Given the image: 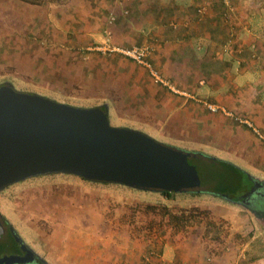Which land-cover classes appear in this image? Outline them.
Wrapping results in <instances>:
<instances>
[{"label":"crops","instance_id":"1","mask_svg":"<svg viewBox=\"0 0 264 264\" xmlns=\"http://www.w3.org/2000/svg\"><path fill=\"white\" fill-rule=\"evenodd\" d=\"M69 1L65 25L56 30L65 31L62 47L71 54L69 61L83 55L86 73L97 72L98 105L113 111L125 128H138L154 140L159 136L162 144L197 154L218 168L224 165L228 174H240L231 158L242 160L246 170L232 188L223 183L233 195L214 186L171 191L169 197L142 189L160 196H139L146 207L132 208L130 218L122 207L108 212L102 196H69L73 205L65 209L67 217L53 219L62 226L47 236L57 242L48 252L59 255L48 263L155 264L161 256L170 264H264V139L245 123L264 134V0H231L229 7L221 0ZM106 38L123 46L147 44L151 62L178 91L122 55L90 48ZM203 98L220 110H204ZM198 193L218 197H207L212 222L177 226L170 212L160 222L149 208L169 206L171 197L205 198ZM39 194L25 192L24 197ZM57 206L50 210L54 215H59Z\"/></svg>","mask_w":264,"mask_h":264},{"label":"rangeland","instance_id":"2","mask_svg":"<svg viewBox=\"0 0 264 264\" xmlns=\"http://www.w3.org/2000/svg\"><path fill=\"white\" fill-rule=\"evenodd\" d=\"M69 2V0H0V85L8 84L17 91L35 93L72 106L101 107L98 105L99 100L95 98L102 91L99 86L97 87V72L90 70L86 73L85 66L81 63L83 55L74 54L73 59L69 61L71 54L66 53L65 48L62 47V43H65V31L56 30L60 28L56 26L65 25L67 10L71 8ZM80 3L82 4L81 1ZM58 11L60 15L57 21L55 14ZM152 65L164 80L174 83L153 62ZM203 100L210 102L206 98ZM107 111L110 125L125 126L120 123L113 111ZM126 127L130 128V126ZM258 131L264 136L261 130ZM149 135L151 137V134ZM156 137V141L162 139ZM178 146L173 145V147ZM205 162L209 161H204L198 167V171L201 169L199 172L201 179L205 176L211 178L215 173L218 177L221 172L229 175L224 184L231 185L232 188L238 182L239 176L242 177L240 174L245 175V164L240 159H228L240 174L235 172L228 174L230 169L224 165H221L223 168H218L214 164L215 169V166L204 164ZM202 165H206V168H202ZM247 172L250 174L249 170ZM213 185L217 192L234 194L232 189L230 190V187L223 183L214 181ZM201 186V190L212 189L210 184ZM76 191L80 192L76 193ZM25 192H40V194L30 197L28 195L25 198ZM87 193L102 196L101 204L108 208V212L115 213L114 209L124 208V214H127L128 218L132 208L146 206L142 197L149 199L160 196L152 191L132 188L120 183L90 182L65 173L37 175L7 184L0 188V213L6 219L5 221L1 218L6 231L1 244L3 252H0V264H46L45 260L49 264L48 262L53 261L59 255L48 250L57 242L47 236L62 226H56L54 220L63 221L67 217L64 214L65 209L73 205L69 196L73 197L75 194L82 196ZM196 196L205 198H195L198 205H191L196 202L193 197L176 199L171 197L168 207L162 203L156 205L158 213L166 210L165 213L170 212L171 216H179V220L172 218L177 226L187 225L193 221L212 222L211 210L207 207L211 205L212 200L207 197H218L215 194L211 196L210 193H198ZM55 203L58 205L59 215H54L50 211H56ZM134 204L137 205L133 206ZM193 207H198L195 212L197 215L181 220L182 211L191 210ZM187 212L185 211L184 214L187 215ZM220 226L223 227V222H220ZM41 260L45 263L40 262Z\"/></svg>","mask_w":264,"mask_h":264},{"label":"water","instance_id":"3","mask_svg":"<svg viewBox=\"0 0 264 264\" xmlns=\"http://www.w3.org/2000/svg\"><path fill=\"white\" fill-rule=\"evenodd\" d=\"M204 158L125 127L103 107H77L0 85V188L67 173L155 191H199ZM5 227L0 215V238Z\"/></svg>","mask_w":264,"mask_h":264},{"label":"built area","instance_id":"4","mask_svg":"<svg viewBox=\"0 0 264 264\" xmlns=\"http://www.w3.org/2000/svg\"><path fill=\"white\" fill-rule=\"evenodd\" d=\"M221 2L225 7H229L231 4V0H221ZM201 10L202 8L199 9V11ZM90 48L103 54L114 53L122 55L147 69L149 76L158 83L167 86L175 92L178 91L177 88H175L171 83L164 80L160 73H158L157 70L153 67L149 57L151 50L150 47L145 43L123 46L118 43H114L110 39L106 38L102 42L91 44ZM200 104L204 110L210 112H217L220 110V106L213 102H207L202 99L200 100ZM245 123L248 124L253 132H255L260 138L264 139V136L261 135L258 129L254 127L249 121L245 120ZM210 260L211 257H207V261ZM155 264H170V262H167V260H165L163 257L158 256Z\"/></svg>","mask_w":264,"mask_h":264},{"label":"trees","instance_id":"5","mask_svg":"<svg viewBox=\"0 0 264 264\" xmlns=\"http://www.w3.org/2000/svg\"><path fill=\"white\" fill-rule=\"evenodd\" d=\"M204 164H208V165H212L213 167L215 166L212 162H205ZM202 168H206V165H202L201 166ZM210 168H212L211 166H210ZM215 169H216V166L214 167ZM200 170L201 169H199V171H198V173L200 172ZM199 175H200V173H199ZM214 176L213 177H211V178H208V177H206L205 176V178L204 179H201V185L202 184H210V185H212V186H214L213 184H214V181L216 182L217 181V178H216V173L215 174H213ZM225 181H226V175H223V174H221V177L219 178V181L218 182H220V183H225ZM160 194L161 195H163V196H165V197H169V196H171L172 194H173V192H171V191H167V190H164V191H160ZM146 207V206H145ZM167 207V206H166ZM149 208H152L154 211H155V213H156V218L155 219H157V221H160V222H162V217L164 216V213H165V211H163V212H160V213H158V209H157V207H156V205H152V206H149ZM198 210V207H193L191 210H185V211H188L187 212V215L186 214H184V212L185 211H182V213H181V216H180V219L181 220H183V219H185V218H187V217H193V216H196L197 214L195 213L196 211ZM172 214H170V221H173L172 220V218L173 217H175V219H177V220H179V216H171ZM1 218L2 219H4L2 216H1ZM5 220V219H4ZM6 221V220H5ZM174 222V221H173ZM175 223V222H174ZM180 226V225H179ZM4 236L2 235V237L0 238V252H2V248H1V244L3 243V241H4V238H3Z\"/></svg>","mask_w":264,"mask_h":264},{"label":"flooded vegetation","instance_id":"6","mask_svg":"<svg viewBox=\"0 0 264 264\" xmlns=\"http://www.w3.org/2000/svg\"><path fill=\"white\" fill-rule=\"evenodd\" d=\"M6 231V230H5ZM3 236H4V234H3ZM3 252V251H2Z\"/></svg>","mask_w":264,"mask_h":264}]
</instances>
